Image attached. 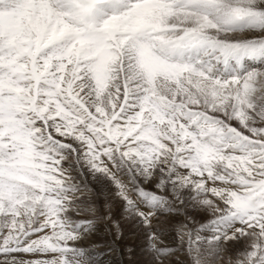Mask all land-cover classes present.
I'll list each match as a JSON object with an SVG mask.
<instances>
[{
    "label": "snow or ice",
    "instance_id": "6c2138e0",
    "mask_svg": "<svg viewBox=\"0 0 264 264\" xmlns=\"http://www.w3.org/2000/svg\"><path fill=\"white\" fill-rule=\"evenodd\" d=\"M92 181L151 264H264V0H0V264L115 251Z\"/></svg>",
    "mask_w": 264,
    "mask_h": 264
},
{
    "label": "rangeland",
    "instance_id": "374dc122",
    "mask_svg": "<svg viewBox=\"0 0 264 264\" xmlns=\"http://www.w3.org/2000/svg\"><path fill=\"white\" fill-rule=\"evenodd\" d=\"M90 188L91 191L90 193H86L85 200L95 205L98 215L105 211L106 205H111L113 218L115 221L119 222L123 230V239L118 243V245L114 246L115 251H111L105 246L106 241L110 240L111 237L102 224L99 226V231H97L94 236H92L89 240L84 241L82 247H85V249L92 254L90 259L94 261V264H107L108 260H115L116 264H119V262L120 264H151L149 249L146 247L144 230L140 229L134 223L127 221V219L123 217L122 208L119 202L115 200L114 195L110 194L112 192L102 198V196L96 195L95 190L93 189L94 187L91 183ZM85 215L91 218L90 213L86 212ZM73 218L82 219L84 216H74ZM177 224L178 221H169L161 218V225L163 226V240L166 246L175 248L177 241L174 233ZM157 227H159V225ZM96 253H99V255ZM170 260L171 264H185L184 256L180 253L171 257ZM228 260L229 256L224 255L223 259L215 261V264H228Z\"/></svg>",
    "mask_w": 264,
    "mask_h": 264
},
{
    "label": "bare ground",
    "instance_id": "6f19581e",
    "mask_svg": "<svg viewBox=\"0 0 264 264\" xmlns=\"http://www.w3.org/2000/svg\"><path fill=\"white\" fill-rule=\"evenodd\" d=\"M91 184H92V186L94 187L93 189L95 190V193H96V195H100V196H102V198H103V196H105V195H108V193H110V192H112V193H110V194H113L114 195V192L111 190V188H110V186L107 184V183H96L95 181H92L91 182ZM90 193V192H89ZM113 195H111V196H113ZM94 197V196H93ZM96 200V199H95ZM98 200V199H97ZM112 202V201H111ZM115 210H116V208H115ZM116 212V211H115ZM128 221V220H127ZM126 223V222H125ZM96 234V233H95ZM170 237V236H169ZM168 238V237H167ZM165 239V238H164ZM108 257H110V256H108ZM111 259V258H110ZM113 259V258H112ZM100 261V260H99ZM107 264H116L115 263V260H111V261H107ZM119 264H120V262H119Z\"/></svg>",
    "mask_w": 264,
    "mask_h": 264
}]
</instances>
